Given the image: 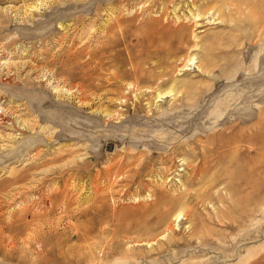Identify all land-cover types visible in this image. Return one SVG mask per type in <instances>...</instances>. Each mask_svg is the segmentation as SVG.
<instances>
[{"label": "rangeland", "instance_id": "rangeland-1", "mask_svg": "<svg viewBox=\"0 0 264 264\" xmlns=\"http://www.w3.org/2000/svg\"><path fill=\"white\" fill-rule=\"evenodd\" d=\"M0 264H264V0H0Z\"/></svg>", "mask_w": 264, "mask_h": 264}]
</instances>
